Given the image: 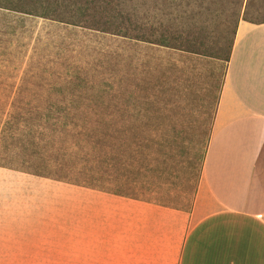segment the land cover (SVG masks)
Segmentation results:
<instances>
[{"label":"crops","instance_id":"0c3cea01","mask_svg":"<svg viewBox=\"0 0 264 264\" xmlns=\"http://www.w3.org/2000/svg\"><path fill=\"white\" fill-rule=\"evenodd\" d=\"M183 201L0 168V264H264V24H238L200 177Z\"/></svg>","mask_w":264,"mask_h":264},{"label":"trees","instance_id":"16d2710c","mask_svg":"<svg viewBox=\"0 0 264 264\" xmlns=\"http://www.w3.org/2000/svg\"><path fill=\"white\" fill-rule=\"evenodd\" d=\"M173 2L176 4L169 3L171 11L165 14L170 17L169 24L160 23L155 27L138 12H125L124 0H0V39L12 38L18 32V25H12L10 21L11 16H32L52 20L58 25L120 36L228 63L239 22L264 24V0ZM193 4L197 9L192 7ZM213 22H228L233 26L224 53L219 48L212 52L214 48L207 46V29ZM3 55H0V61L5 59ZM18 72V69L0 71V82H12L14 91L8 92L21 93L20 85L27 82V72ZM54 95L62 103L42 108L13 105L0 108V118L5 117L4 121L0 120V146L3 149L0 168L130 199L137 198L127 195L125 187L132 184L144 188L154 179L160 182L154 183L158 190L159 186H173L179 182L185 183L187 190L191 187L193 195L212 123L201 140L152 136L150 132H164L166 129L165 107L154 106L148 101L135 104L131 102L135 94L128 90L115 94L109 90L93 93L80 86H71L54 89ZM106 97L118 102L101 103ZM67 100L68 104H64ZM88 115H116L120 118L92 120ZM170 124V129L176 130L177 123ZM138 133L144 135L138 136ZM195 145L202 146L201 154L198 156L194 151L189 156ZM173 152L183 158L174 160L176 154ZM167 173L170 177H165Z\"/></svg>","mask_w":264,"mask_h":264},{"label":"rangeland","instance_id":"374dc122","mask_svg":"<svg viewBox=\"0 0 264 264\" xmlns=\"http://www.w3.org/2000/svg\"><path fill=\"white\" fill-rule=\"evenodd\" d=\"M124 2L125 12H138L146 22L155 27L160 23L169 24L170 17L165 14L171 11L169 3L176 4L173 0ZM194 4L192 7L197 9ZM222 18L224 20L223 16ZM10 21L12 25H18V32L12 38L0 39V55L4 53L3 56H6L0 61V65H3L0 66V71L18 69L19 74L27 72L28 76L27 82L20 85L22 90L19 94L8 92L14 91L11 81L0 82V91H6L0 92V108L7 109L11 105L42 108L60 104L61 99L54 95V89L62 87L80 86L93 93L109 90L111 94L128 90L135 94L131 102L140 104L148 101L166 109L163 113V118L168 123L165 131L150 132V135H165L166 138L190 137L192 140L206 137L212 123L219 85L226 70L223 60L186 55L120 36L58 25L52 20L32 16H11ZM232 29V24L228 22H213L209 25L207 46L214 48L212 52L218 48L225 52ZM101 100L105 105L118 102L117 99L108 97ZM68 102L69 100L63 103ZM88 116L92 120L120 118L116 115ZM4 119V115L1 116L0 120ZM172 122L177 123L174 131L169 127ZM202 149L201 145L193 146V152L189 156L194 151L199 156ZM173 153L176 154L174 160L183 158ZM165 177H170V174L167 173ZM155 182L156 185L160 183L154 179L152 184L144 188L131 184L128 188L125 187V192L128 190L126 194L137 199L169 203L167 205L174 207H180V202H189L192 198L190 185L187 190L185 183L175 182L173 186H159L158 190Z\"/></svg>","mask_w":264,"mask_h":264}]
</instances>
